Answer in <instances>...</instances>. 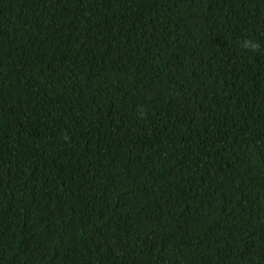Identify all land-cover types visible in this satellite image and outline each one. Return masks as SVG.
Masks as SVG:
<instances>
[{"label":"trees","instance_id":"obj_1","mask_svg":"<svg viewBox=\"0 0 264 264\" xmlns=\"http://www.w3.org/2000/svg\"><path fill=\"white\" fill-rule=\"evenodd\" d=\"M0 264H264V0H0Z\"/></svg>","mask_w":264,"mask_h":264}]
</instances>
